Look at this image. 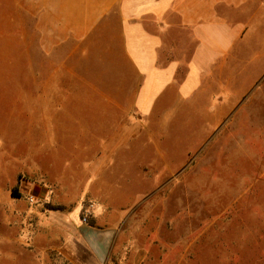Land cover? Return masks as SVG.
Here are the masks:
<instances>
[{"label":"rangeland","instance_id":"rangeland-1","mask_svg":"<svg viewBox=\"0 0 264 264\" xmlns=\"http://www.w3.org/2000/svg\"><path fill=\"white\" fill-rule=\"evenodd\" d=\"M33 10L32 0H0V146L8 154L26 153L28 144L48 141L39 129L43 123L63 126L74 118L107 120L112 138L126 119L97 100L116 96L117 107L128 109L137 89L135 75L112 58L107 63L118 69L100 70L86 68L87 61L69 58L62 49L45 53ZM255 73L254 87L246 88L244 71L232 72V103L208 102L211 95L204 96L201 111L232 114L230 119L198 117L196 100L169 102L150 125L143 123V141L116 152L108 180L120 171L133 181L153 177L156 182L126 202L124 223L113 228L103 223L111 243L105 261L79 248L69 256L52 251L41 262L21 254L17 262L0 264H264V71ZM132 153L140 158L132 160ZM32 180L26 174L19 186ZM123 185L109 182L107 187ZM82 201L81 220L94 227L96 214L104 218L121 207L123 198H108L104 214L97 200Z\"/></svg>","mask_w":264,"mask_h":264},{"label":"crops","instance_id":"crops-1","mask_svg":"<svg viewBox=\"0 0 264 264\" xmlns=\"http://www.w3.org/2000/svg\"><path fill=\"white\" fill-rule=\"evenodd\" d=\"M32 3L40 48L45 53L58 54L62 49L69 58L87 61L86 68L90 64L100 70L118 69L107 63L112 58L127 67L138 84L128 109L117 107L116 96L102 95L97 100L107 104V109L111 105L113 112L117 110L126 119L112 138L107 120L92 118L89 123H81L74 118L73 123L63 126L54 121L43 123L39 129H43L41 136H49L48 141L43 138L38 144H28L26 153L8 154L5 146H0V263L17 262L21 254L41 262L39 258L45 261L52 251L69 256L79 248L103 262L111 246L105 234L107 227L124 223L126 202L156 182L153 177L133 181L120 171L108 180L116 152L128 145L135 148L143 141V123L150 125L169 102L190 104L196 100L198 117L231 118L232 114L216 110L201 111V104L206 95H211L208 102L235 101L230 91L233 71H244L246 88L254 87L255 72L264 71V0ZM97 113H103V107ZM145 132L150 133L149 128ZM136 158L140 154L132 153L131 159ZM26 174L34 180L19 186ZM109 182L124 185L107 187ZM30 197H34V203L29 202ZM113 197L123 198L121 207L104 218L96 214L94 227L82 222L83 199L88 203L89 199L97 200L104 214L109 206L105 201ZM49 204L55 209H48ZM63 231L71 234L62 239ZM141 232L145 236L146 230ZM145 257L150 258L148 253ZM165 257H159L160 262Z\"/></svg>","mask_w":264,"mask_h":264},{"label":"built area","instance_id":"built-area-1","mask_svg":"<svg viewBox=\"0 0 264 264\" xmlns=\"http://www.w3.org/2000/svg\"><path fill=\"white\" fill-rule=\"evenodd\" d=\"M29 201H30L31 203H34V202H35L34 197H30V198H29Z\"/></svg>","mask_w":264,"mask_h":264},{"label":"trees","instance_id":"trees-1","mask_svg":"<svg viewBox=\"0 0 264 264\" xmlns=\"http://www.w3.org/2000/svg\"><path fill=\"white\" fill-rule=\"evenodd\" d=\"M13 195L17 196L16 190H13Z\"/></svg>","mask_w":264,"mask_h":264}]
</instances>
